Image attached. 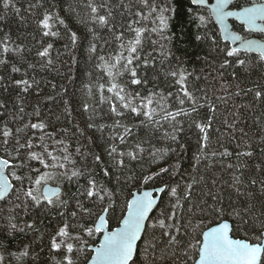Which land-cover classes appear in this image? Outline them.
Wrapping results in <instances>:
<instances>
[{
  "label": "snow or ice",
  "instance_id": "1",
  "mask_svg": "<svg viewBox=\"0 0 264 264\" xmlns=\"http://www.w3.org/2000/svg\"><path fill=\"white\" fill-rule=\"evenodd\" d=\"M192 3L203 5L207 0H192ZM228 6L229 0H216L211 10L216 21L222 25L223 39L233 43L239 41L238 47L225 44L221 48L215 33L196 37L197 40H209L212 52L222 56V60L214 57L210 62L213 66L219 65L216 73L221 80L225 79L227 69L233 66L242 69L245 74H250L257 67L264 68V44L242 39L227 24L229 17H236L243 30L264 33V4L252 3L237 12L227 11ZM85 7L88 22L92 25L89 31L93 39H102L96 33L106 30L118 45L114 55L107 58L99 56L101 63L96 67L101 69L106 79L97 85L99 96L94 97L95 105L83 104V111L87 113L91 109L92 113L86 129L101 133L109 130L112 133L97 145L102 153H93L88 148L89 144H96L95 137L86 136V129L79 128L80 135L85 136L87 143L77 141L73 149L67 140L68 129L59 134L49 131L51 126L40 118L38 109L34 108L31 114L35 120L29 118L24 122L27 94L34 86H39V81L28 71H34L36 65L27 63L28 70L22 72L21 68L26 62L25 52L31 49H26L23 43H15L7 34L0 38V68L7 71V75L0 74V91L15 92V98L11 100V109L15 111L10 109L9 98L0 99V118L12 115L14 120L21 122V126L16 128L7 124L0 127V152L3 153L0 155V201L9 205L8 234L23 233L26 229L38 231L34 224L18 225L15 222L16 213L18 209L26 212L42 209L59 217V223L49 239V247L58 257L54 264H157V261H171V264H264V179L258 181L252 178L248 184L241 179L243 170L248 168L246 160L242 162V159L254 155L253 145L244 141L248 133L243 128L239 129L242 134L239 139L244 142L243 145L238 143L235 150H230L219 138L217 144L223 150H212V131L218 112L213 97L215 100L224 98L215 96V93L210 97L207 89L197 83L201 76L188 71L178 58L173 66L170 48L160 45L159 67L153 54L146 50L149 32L171 42V37L165 35L169 28V17L165 13L172 9L162 8L153 0H139V10L131 12L134 6L119 0V7L128 9L133 18L117 25L113 11L117 5L113 0H86ZM3 8L20 12L14 0H3ZM29 9H43L36 21L43 37L59 36L53 30L54 21L68 27L58 14L45 8L44 0L30 4ZM2 19L4 17H0ZM198 19L205 27L211 22V17L204 15ZM146 21L153 26H146ZM79 39L77 32H70L73 45ZM105 43L109 41L105 40ZM158 43L151 41L153 46ZM10 44L14 46L10 47ZM52 48L53 44L48 43L37 50L36 55L42 61L41 69L53 65ZM97 51V45L90 44L89 52ZM242 51H258V60L250 63L248 59L241 58ZM235 69L231 73L233 80L238 79ZM149 72H152V81H160L163 77L168 87L160 91L148 90L145 86L150 80ZM13 74H19V78ZM88 87L92 95V88ZM230 87V84L221 85L224 90ZM236 87L239 88V84ZM247 91L251 92L252 89ZM235 95L239 96L240 92L237 91ZM254 96L257 101L264 102V89L255 91ZM103 105H107L106 113ZM97 106H100L99 112L103 113L99 118L111 120V124L95 122ZM182 119L187 122L189 130H196L200 153L195 157L197 164L209 156L235 159L236 163L227 164L229 170L235 169L228 187L238 198L245 197L242 204L231 202V197L229 203L225 204L222 193L211 190L205 193L207 198L202 197L193 203L194 185L203 181L204 177L197 179L196 176H189L188 181L181 183L173 179L177 175L183 176L178 167H160L158 172L139 174L130 167L133 161H143L145 153L156 162L157 158L163 159L176 151L170 145L156 148L150 140L139 138L134 129L159 131L168 125L171 131L165 129L163 138L184 148L180 143V134L185 131ZM223 123L234 136L236 119L231 122L224 120ZM58 135L62 138H57ZM130 138L133 142H130ZM231 139L229 137V141ZM261 139L264 143V137ZM242 147L244 150H241ZM260 151L264 152V147ZM105 155L109 161L107 164L104 162ZM89 156L91 163L88 162ZM255 169L264 173V164L255 165ZM57 176L70 183L75 181L76 190L68 193L59 187L48 186L49 181ZM81 178L84 183H80ZM149 181L153 182V190L141 191L137 188L135 192L128 191L131 198L125 197L120 203L126 189L138 183L147 185ZM216 183V180L212 181L213 186ZM154 192L161 194L159 204ZM165 196L168 202L161 208ZM257 200L260 201L258 214L254 203ZM117 207L121 215L117 219L118 226L113 228L111 221ZM158 208H161L159 215H154ZM3 211L0 208V212ZM40 239H43V235ZM139 242H145L143 249ZM31 252V245L13 252L0 241V264H11V260L24 261Z\"/></svg>",
  "mask_w": 264,
  "mask_h": 264
},
{
  "label": "trees",
  "instance_id": "2",
  "mask_svg": "<svg viewBox=\"0 0 264 264\" xmlns=\"http://www.w3.org/2000/svg\"><path fill=\"white\" fill-rule=\"evenodd\" d=\"M253 1L259 0H235L231 5L237 7V5L241 6ZM153 2L159 4L162 8L170 7L172 9V11L165 13L169 17V28L165 35L171 37V42L161 39L158 34L149 32L150 39L146 40V50L153 54L157 60V67H159L161 59L159 55L161 50L160 45L170 48L173 56V66L177 64L178 58L179 62H182L188 71L201 76V80L197 83L201 88L207 89L210 97H213V93H215V96L224 98L223 100H215L213 97V101L218 105V112L212 131V150H223L217 144V138L230 150H235L238 143L241 145H243L244 141L251 143L254 155L251 158L242 159V162L246 160L248 168L247 170H243L244 175L241 179L245 184H248L252 178L258 181L264 179V173L258 172L255 169V165L264 164V152L260 151L264 147L261 139L264 137V102L257 101L254 96L255 91L264 89V77H262L264 68L257 67L250 74H245L242 69H235V66H233V68H229L225 72V79L221 80L217 78L216 68L219 65L213 66L210 62L214 57L217 60H222V56H217L215 52H212L209 40H197L196 37L198 35L204 36L206 33L209 35L215 33L221 48L225 44L229 47L232 46L228 41H224L221 38L219 28L212 19L209 10L206 7L193 5L190 0H153ZM14 3L20 9L19 13L11 8L5 10L3 8V0H0V17H4V19L0 20V38H3L7 34L15 43H23L26 49H31L30 52H25L26 62L21 70L22 72L28 70L27 63L35 64L36 69L28 71L31 76H34L39 81V86H34L30 90V93L27 94L25 101L27 115H25L24 122H27L29 118L35 120V117L31 114L34 108L38 109L40 118L50 124L49 131L59 134L64 129H68L67 140L73 145V149L77 141L80 144H86V138L80 135L78 128L86 129L88 117L92 113L91 109L87 113L84 112L83 104L95 105L94 97L98 98L99 96L97 85L103 83L106 79L101 69L96 67L97 64L101 63L99 56L107 58L110 55H114L115 50L118 48L117 43L112 41L106 30H99L96 33V36L102 37V39H93V34L89 31L92 25L88 22V10L85 7L86 0H44L45 8L53 14H58L60 18L65 20L68 26L65 28L58 21H54L53 30L59 33L57 37H43L41 30L37 27L36 21L43 9H29V5L36 4L37 0H14ZM113 3L117 5L113 9L117 25L133 18L128 9L119 7V0H113ZM124 3L134 6L131 12L139 10V0H124ZM145 13H147V9H145ZM200 15L211 17V22L206 27L200 24L198 19ZM231 23L233 29L243 36L252 34L249 30H243L241 24L236 21L231 20ZM145 24L149 28L153 26L148 24L147 21ZM117 30L119 31V27H117ZM71 31L77 32V35L80 37L76 45L71 43ZM259 34L264 38V33ZM105 40H108L109 43L106 44ZM151 41H159V43L153 46ZM48 43L53 44L51 57L54 63L48 68L41 69L40 64L42 61L37 57L36 52L42 48V45L46 46ZM92 43L97 45L98 51L96 53L89 52V47ZM9 46L13 47L14 44H10ZM258 55L259 53L256 52H241V58L248 59L250 63L257 61ZM234 69L238 71V79L236 80L231 79V73ZM0 74L7 75V71L0 68ZM13 75L19 78V74ZM148 75L150 80L145 86L148 90L160 91L168 87L163 77L160 78V81L154 82L151 80L152 72H149ZM204 77H207V79H204ZM222 84H230L231 87L224 90L221 88ZM237 84H239V88L236 87ZM88 86L92 88V95L89 93ZM248 89H252V91L248 92ZM140 90L144 91V89ZM237 91L240 92L239 96L235 95ZM105 95L108 94L105 93ZM3 98H9L11 109V100L15 98V92L4 93L0 91V99ZM99 107L97 106L98 111L95 122L97 124H111V120H107L106 118L101 120L99 118V116L103 115V113L99 112ZM102 107L106 113L107 105H103ZM11 111L14 112L15 109H11ZM234 119L237 121V128L233 136L232 133H229L223 121L228 120L231 122ZM182 123L185 131L183 134H180V143L185 146L184 148H180L175 143L163 138L165 129L171 131L168 125H165L159 131L134 129L139 138L150 140L151 144L155 145L156 148H167L170 145L176 151L169 153L163 159L157 158L156 162H153L151 157L145 153L143 161H133L130 167L137 174L141 172L155 173L159 171L160 167H169L170 169L178 167L182 170L183 176L177 175L173 179L181 183L188 181L189 176H196L197 179L200 176L204 177L203 181L194 185L193 203L198 202L202 197L207 198L205 193L211 190L214 193L221 192L225 198V204L229 203V197H231V202L242 204L245 197L238 198L232 189L228 187L235 169L229 170L227 164L230 162L236 163L235 159H222L218 155L216 157L209 156L207 160L202 158L200 163L197 164L195 157L200 153L197 146L196 130H189L187 122L183 121V119ZM5 124L12 128L21 126V122L14 120L12 115L0 118V127H3ZM241 128L248 133L244 137V141L239 139L242 135L239 131ZM216 129H219V131H216ZM111 134L109 130L101 133L94 129H86V136H94L96 140V144H89L88 148L93 153H102V149L97 147V145L102 144L103 140L107 139ZM229 137H232L230 141ZM57 138L62 137L58 135ZM130 142H133L131 138ZM241 150H244L243 147ZM0 155H3V153L0 152ZM88 162L91 163V156L88 157ZM104 162L105 164L109 163L106 155ZM77 166H80L79 161ZM103 166L102 164L101 167ZM194 169H198V171H194ZM165 179H168V177L165 176ZM213 180L217 181L215 186L212 184ZM49 182L59 185L62 191L68 193L74 192L77 188L75 181L70 183L59 176ZM80 183H84L83 178H81ZM153 186L152 181H149L147 185L142 183L133 185L130 189L125 190L124 194L120 197V203H123L125 197H130L128 196V191L133 192L137 188L141 189ZM242 190L244 189L242 188ZM257 195H259L258 192ZM160 198L161 194L157 201L158 204L160 203ZM167 202L168 197L165 196L161 208L166 206ZM254 203L256 204V212L258 214L260 201L257 200ZM8 207V204L0 201V208L4 210L0 212V241H3L9 251L13 252L22 249L25 245H31L32 248V252L28 258L21 262L11 260V264H54V260L58 257L55 251L50 249L49 239L50 234L59 223V217L55 213H45L42 209H30L27 212L18 209L15 222L20 226H24L26 223L34 224V228L38 231L26 229L23 233L16 232L13 235H9L7 227ZM71 208L72 204L70 203L69 210ZM161 208L155 209L153 214L159 215ZM120 215L119 207H117L111 221L112 227L117 225V219ZM41 235H43L42 240L40 239ZM98 239L99 237H97ZM139 243L141 244V249H143L145 242ZM5 256L7 259V253H5ZM157 264H171V261H157Z\"/></svg>",
  "mask_w": 264,
  "mask_h": 264
},
{
  "label": "water",
  "instance_id": "3",
  "mask_svg": "<svg viewBox=\"0 0 264 264\" xmlns=\"http://www.w3.org/2000/svg\"><path fill=\"white\" fill-rule=\"evenodd\" d=\"M233 1H235V0H229V6L226 9L227 11L237 12V11H239L243 7H249V6H251L252 3H255L257 5L264 4V0H259V1H253V2H250V3L244 4V5H241L239 7H235V6H232L231 5ZM190 2L192 3V0H190ZM215 3H216V0H207V3L206 4H203V5H201L199 3H195V4L192 3V4L193 5H196V6L206 7L209 10L212 19L215 21V23L217 24V26L219 28L220 36L223 39L222 25L218 21H216L215 16L213 15L212 10H211V5H213ZM231 20H234L237 23L241 24L240 20L236 19V17H229L228 20H227V24L229 25V28H230L231 31L238 33L242 39L255 40V41H257L258 44H264V38L259 34L261 32H259L258 30H249L250 32H252V34L249 35V36H243L241 33H239L238 31H236L235 29H233ZM228 42L230 43V45L232 47H238L239 46V41L233 43L232 41L229 40ZM251 52L258 53V51H251ZM48 186H50V187H59L60 188L59 185L52 184L50 182L48 183ZM140 190L141 191H143V190H153V187H144V188H141ZM135 191H137V190H134L133 192H135ZM153 194H154V196L156 197V199L158 201L160 194L159 193H156V192H154ZM130 198L131 197H129V199ZM116 226H118V225H116ZM116 226H114L113 228H115Z\"/></svg>",
  "mask_w": 264,
  "mask_h": 264
}]
</instances>
